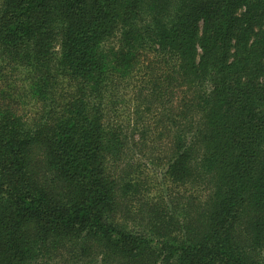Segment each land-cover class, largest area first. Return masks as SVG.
<instances>
[{"label":"trees","instance_id":"16d2710c","mask_svg":"<svg viewBox=\"0 0 264 264\" xmlns=\"http://www.w3.org/2000/svg\"><path fill=\"white\" fill-rule=\"evenodd\" d=\"M0 264H264V0H0Z\"/></svg>","mask_w":264,"mask_h":264},{"label":"rangeland","instance_id":"374dc122","mask_svg":"<svg viewBox=\"0 0 264 264\" xmlns=\"http://www.w3.org/2000/svg\"><path fill=\"white\" fill-rule=\"evenodd\" d=\"M140 159H141V158H139V161H135V164H136V165H138V164L140 165V164H141ZM141 169H144V168H141ZM149 180H150V178H149Z\"/></svg>","mask_w":264,"mask_h":264}]
</instances>
